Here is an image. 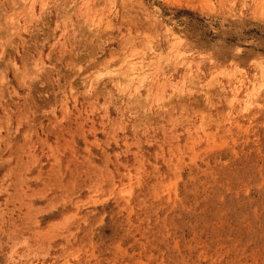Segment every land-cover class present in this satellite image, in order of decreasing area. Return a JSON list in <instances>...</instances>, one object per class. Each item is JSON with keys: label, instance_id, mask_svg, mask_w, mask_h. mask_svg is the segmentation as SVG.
<instances>
[{"label": "rangeland", "instance_id": "obj_1", "mask_svg": "<svg viewBox=\"0 0 264 264\" xmlns=\"http://www.w3.org/2000/svg\"><path fill=\"white\" fill-rule=\"evenodd\" d=\"M0 264H264V0H0Z\"/></svg>", "mask_w": 264, "mask_h": 264}, {"label": "bare ground", "instance_id": "obj_2", "mask_svg": "<svg viewBox=\"0 0 264 264\" xmlns=\"http://www.w3.org/2000/svg\"><path fill=\"white\" fill-rule=\"evenodd\" d=\"M12 18H13V17H12ZM1 44H2V43H1ZM14 48H16V47H14ZM21 56H22V55H21ZM22 57H23V56H22ZM25 60H26V59H25ZM31 60H32V59H31ZM31 60H30V61H31ZM39 60H40V59H39ZM30 61H28V62H30ZM33 61H34V59H33ZM33 61H32V62H33ZM13 63H14V62H13ZM30 63H31V62H30ZM34 63H36V62H34ZM26 64H27V63H26ZM33 65H34V64H33ZM23 66L26 67V65H23ZM27 66H28V64H27ZM29 66H30V64H29ZM25 67H24V68H25ZM32 67H33V66H32ZM35 67H36V66H35ZM37 67H38V65H37ZM14 68H15V67H14ZM26 68H27V67H26ZM30 68H31V67H30ZM14 70H15V69H14ZM25 70H26V69H25ZM25 70H23V71H25ZM27 70H30V69H27ZM18 72H19V71H18ZM98 72H99V71H98ZM98 72H97V73H98ZM117 72H118V71H117ZM15 73H16V72H15ZM19 73H20V72H19ZM19 73H18V74H19ZM100 73H101V71L99 72V74H100ZM1 74H2V73H1ZM18 74H15V76H16V75L18 76ZM29 74H30V73H29ZM19 75H20V74H19ZM2 76H3V75H2ZM18 77H20V76H18ZM18 77H16V78H18ZM4 78H5V77H4ZM4 78H2V79H4ZM32 78H36V77H32ZM32 78H31V79H32ZM22 79H23V77H22ZM23 81H24V80H23ZM33 82H34V80H33ZM117 82H118V81H117ZM125 82H127V81H125ZM125 82H124V83H125ZM124 83H123V84H124ZM8 126H9V125H8Z\"/></svg>", "mask_w": 264, "mask_h": 264}]
</instances>
